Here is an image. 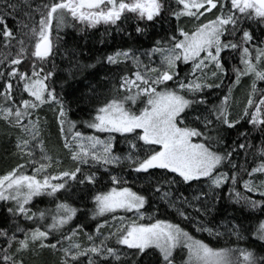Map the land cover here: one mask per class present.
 <instances>
[{
	"label": "snow or ice",
	"instance_id": "6c2138e0",
	"mask_svg": "<svg viewBox=\"0 0 264 264\" xmlns=\"http://www.w3.org/2000/svg\"><path fill=\"white\" fill-rule=\"evenodd\" d=\"M0 2L4 5V11L0 12V38L5 48L11 49L13 42L19 46L15 55L0 59V120L24 134L17 137L15 144V155L24 163H17L0 174V201L12 205L6 209L12 217H23L36 224L26 229L16 223L11 234L9 229L0 228L3 241L0 264H23L17 255L34 247L61 252L59 264H84L82 258H86L87 264H110L109 258L118 264H129V253L124 252L122 258L121 250L109 244L112 239L116 245L134 250L131 257L138 258L148 255L149 250H156L159 255L155 264H176L179 252L186 253L182 264H264V256H257L252 250L214 248L195 239L179 223L153 216L146 218L142 210L147 197L127 186L128 180L119 175L110 176L113 186L108 191L94 196L93 218L112 214L116 223L110 225L105 220L98 224L97 236L88 235L86 245L73 239L81 226L70 229L69 234L62 231L78 209L66 202L57 203L54 211L38 209L34 212L30 207L34 197L55 196L71 188L68 181L80 185L97 183L96 172H86L85 168L102 166L108 171V165L126 163L129 172L138 176L162 174L163 184L157 177L154 186L158 194L164 184L169 188L180 184L191 187L194 182L207 184L208 192L200 191L191 198L180 193L172 199L169 191H163L161 199L174 207L179 217L193 225L197 232L219 237L221 233L206 227L200 218L214 210L209 203V193L218 202L215 190L229 182L232 186L237 184L238 166L232 162L233 157L239 150L251 147L247 142L248 133L241 132L244 142L234 141L229 149L223 133L235 129L242 120L264 133V90L257 88V82H264V40L250 30L252 24H264V0H41L35 7L33 0ZM17 13H22L24 19L17 21L14 31L8 27L7 17H15ZM129 19L136 22V37L146 35L149 28L158 25L169 24L170 31L166 37L155 39L144 52L120 47L106 55V63L118 70L115 76L118 88L116 95L95 105L89 119L81 121L85 128L106 134L105 138L86 135L78 129L76 121L68 118L69 109L52 86L55 66L47 65L53 55V27L59 40V32L70 23L74 26L78 22L89 28L103 23L119 28L118 21ZM172 19L176 21L175 27H171ZM183 20L193 27H182ZM17 32L22 35L18 36ZM136 37L128 33L129 40ZM232 52L240 53V66L231 67L235 76L233 84H239L243 77H252L251 92L243 111L233 118L229 105L231 86L219 105L198 111V106L205 101L197 99V95L206 88H221L228 77L226 63H231ZM157 53L160 54L159 64L152 60ZM143 56L148 57L149 63L143 61ZM181 63L190 66L184 76L180 73ZM129 64L134 71L128 68ZM44 105L56 106L63 148L75 163L74 168L60 170L55 175L49 168L53 163L59 165L60 161L53 162L46 151L37 114ZM190 112L196 113L191 120ZM114 134L128 141L127 155L114 154ZM258 151L260 163L247 172L249 179L243 181V187L248 193H257L261 199L254 200L239 193L235 198V203L251 209H264V180L257 184L253 179L256 174L264 176V144ZM228 165H231L229 171H223ZM29 167L31 174L27 172ZM169 174H172L171 179ZM189 208L197 214L195 217L187 211ZM121 212L125 215H118ZM128 213L132 218L126 215ZM105 227L109 228L107 236L101 232ZM17 233H21L23 239ZM53 233H59L63 239L51 243ZM232 234L238 240L243 238L238 226L233 227ZM254 236L264 242V221L259 223ZM63 241L68 242L67 247L63 246Z\"/></svg>",
	"mask_w": 264,
	"mask_h": 264
},
{
	"label": "trees",
	"instance_id": "16d2710c",
	"mask_svg": "<svg viewBox=\"0 0 264 264\" xmlns=\"http://www.w3.org/2000/svg\"><path fill=\"white\" fill-rule=\"evenodd\" d=\"M41 0H33V6L39 4ZM4 11V5L0 2V12ZM10 11V10H9ZM23 14L17 13L15 17L8 16V27L14 31L17 28V21L23 20ZM119 28L115 25H105L103 23L96 25L95 27H86L78 22L73 26L71 23L68 27L59 32V40H57V33L55 26L53 27V55L51 56L48 67L55 66L56 75L53 77L54 83L52 86L56 88L58 94L62 96L65 101L68 111V118L77 122L79 130L86 135H100L101 138H105L106 134L95 133L94 130L87 129L83 126L81 121L89 119V112L95 105L103 102L106 98H111L116 95L115 89L118 88V82L115 76L118 75V70L114 66L108 65L105 61V57L108 54L114 52L120 47H133L138 49L139 52H144L149 49L155 39L166 37L170 31V25L165 24L163 26H157L155 28H149L148 32L144 36L136 37L134 31L135 20L129 19L128 21H118ZM176 21L171 20V27H175ZM182 27H185L183 21ZM251 31H253L260 40H264V24L251 25ZM26 31V30H25ZM128 33H132L134 40H129ZM18 36L22 33L17 32ZM27 43V37H24ZM14 46L11 49L5 48L3 39L0 38V59L4 57H10L15 55L18 51V45L13 42ZM224 55H229L225 53ZM255 52H253V57ZM231 63H226L229 68L228 77L224 79L221 88L205 89L203 93L197 95V99H204L205 103L198 106V111L203 112L205 109L211 110L214 105H219L225 94H228L229 86L232 87L230 94V111L233 118L238 117L243 111V107L246 104V99L251 91V77H243L241 79L242 84L245 85L244 89L238 92L236 89L238 84H233L235 80L234 74L231 72L232 65L240 66V53H230ZM88 65H95L94 68L88 67ZM129 69L135 70L134 67L129 64ZM190 66L180 64L181 76H184L189 71ZM111 69V71H110ZM249 79V80H248ZM240 81V82H241ZM211 82V81H210ZM217 83L219 81H216ZM244 82V83H243ZM257 88L264 90V82H257ZM95 90V91H93ZM257 97L259 92H257ZM56 106L44 105L38 110L37 114L40 118V128H42L47 145L52 153L53 162L60 161L57 165L53 163L52 168L72 169L75 167V163L68 159L63 148V138L60 133V126L57 121ZM196 113H189V120L192 115ZM35 118V117H34ZM192 126H196L193 124ZM19 129L10 127L3 120H0V174L15 167L17 163H24V160H20L15 155V144ZM241 132L248 133L247 142L251 147L247 150H239L238 155H234L233 163L238 166L237 175L239 177L235 186L231 183L223 185L220 189L215 190V196L219 197L218 202L212 199L213 194L209 193V203L213 207V211L206 217H201L206 227H212L215 231L221 233L219 237H211L207 232H197L193 225L187 221L182 220L176 209L171 207L165 200L161 199L163 191H169L171 198L175 199L180 193L191 198V196L198 194L200 191L208 192V186L204 183H193L191 187L188 185H172L171 188L164 184L161 193H155L154 186L156 185L157 177L160 178L161 184H163L164 177L159 172L156 176L146 177L144 174L139 176L136 173H130L126 163L117 165H108V171L104 170L102 166H96L91 168H85V171L96 172L97 183L94 185H80L75 184L72 181H68L71 188L67 190H61L55 196H38L34 197L30 207L32 211L51 209L55 210L56 204L66 202L72 207L78 209L76 216L73 220L66 225L62 231L69 234L70 229H75L77 226L81 228L77 231L80 234L94 236L98 224H103L105 220H112V214H105V216H97L93 218L95 209L94 196L108 191L113 185L111 184L110 176L119 175L128 180V185L134 191L139 192L147 197V203L143 209L145 217L153 216L158 219H166L172 223H179L182 228L189 231L195 239H201L205 243H209L214 248H246L248 250H257L255 253L257 256H264V242L256 239L254 236L255 230L261 221H264V209L257 207L251 209L249 206H243L242 204L235 203L236 193L241 196H251L254 200H260L261 197L257 193H248L243 187V181L249 179L247 172L251 171L252 167H255L260 163L261 157L258 149L261 144H264V133L253 129L246 120H242L235 129L228 130L223 133L224 142L227 148L233 146V142H244L243 137L240 136ZM116 139L114 140L113 152L121 157L125 156L129 152V143L120 134H114ZM215 135V133H213ZM55 136V137H54ZM58 144V145H57ZM231 165H228L223 171H229ZM32 169L27 168L28 174H31ZM59 170L56 173L57 174ZM171 175L168 178L171 179ZM253 179L258 184L261 180H264V176L256 174ZM231 189V191H230ZM197 207L200 205L193 201ZM12 206L10 203L0 201V228L11 230L15 228L16 223H19L22 228L35 227L31 221L24 220L23 217H12L7 212V208ZM187 211L194 217L197 215L192 212V209ZM118 215H125L124 213H118ZM129 218H132V214H126ZM51 222L50 218L47 221ZM147 222V219L145 220ZM234 226H238L242 239H237L236 235L232 234ZM17 236L23 239L21 233H17ZM63 238L59 233H53V238H50L51 243H56L57 240ZM66 241H63V246H66ZM109 244L114 247H118L124 252H128L130 256L129 264H155L156 258L159 255L156 250H149L148 255L140 257H131V252L134 250H127L124 246H118L115 244V240L109 241ZM3 246V241L0 240V247ZM58 248L61 245L57 246ZM3 253H0L2 255ZM62 257L61 252L53 250L51 248H39L34 247L30 250L17 255L18 260H22L23 264H59ZM123 258V255H122ZM182 258H186L185 252H179L176 257V264H182ZM84 264H87L86 258H82ZM110 264H118V262L109 258ZM102 264V262H101Z\"/></svg>",
	"mask_w": 264,
	"mask_h": 264
},
{
	"label": "rangeland",
	"instance_id": "374dc122",
	"mask_svg": "<svg viewBox=\"0 0 264 264\" xmlns=\"http://www.w3.org/2000/svg\"><path fill=\"white\" fill-rule=\"evenodd\" d=\"M183 24H185L186 29H191V28L193 27L192 23L188 22L187 20H183ZM142 59H143V61H144L145 63H149V59H148L147 56H143ZM152 60L155 62V64H159V61H160V54L157 53L155 56L152 57ZM249 77H250V76H249ZM248 80H249V79H248ZM249 82H252V77H251V80H250ZM243 83H244V82H243ZM249 84H251V83H249ZM244 86H245V85H243V84H242V81H241V82L237 85V87H236L235 90H237L238 92H240V91H242V90L244 89ZM250 92H251V91H250ZM229 101H230V100H229ZM246 102H247V99H246ZM41 132H42V139L45 141V148H46V151H47L48 155L52 156V153H51V151H50L49 148H48L47 140L45 139V136H44V134H43L42 128H41ZM18 133L20 134V136H23V135H24L20 130H19ZM54 137H55V136H54ZM57 145H58V144H57ZM16 151H17V150L15 149V152H16ZM65 153H66V155L68 156V159H69L71 162H73V161L70 159V155L68 154L67 150H65ZM37 159L39 160V150H38V149H37ZM22 161H23V160H22ZM52 166H53V165H52ZM52 166L49 168V171H50L51 173H56L58 170L60 171V170L63 169V168H60L61 166H58L56 169H53ZM31 172H32V171H31ZM142 211H143V210H142ZM108 223L111 225V224H113V223H116V221L110 220V221H108ZM113 230H114V229H113ZM101 232L103 233L104 236H107V235H108V232H109V228L105 227V228L101 229ZM96 236H97V233H95L93 237H96ZM101 238H103V237H101ZM73 239L79 241L81 244H84V245H86V244L88 243L87 236H86L85 234H80V233H78V232H77V235H76L75 237H73ZM98 242H99V241L97 240V243H98ZM66 243L68 244L67 241H66ZM67 244H66L65 247H67ZM252 251L256 252L257 250H252ZM61 254H62V253H61ZM121 255H123V251H122V250H121Z\"/></svg>",
	"mask_w": 264,
	"mask_h": 264
}]
</instances>
